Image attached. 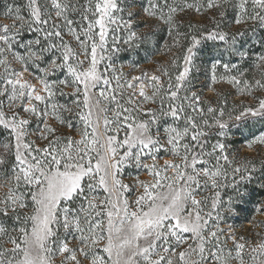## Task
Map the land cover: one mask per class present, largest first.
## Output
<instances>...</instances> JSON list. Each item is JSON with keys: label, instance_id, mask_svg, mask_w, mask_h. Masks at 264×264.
I'll list each match as a JSON object with an SVG mask.
<instances>
[{"label": "snow or ice", "instance_id": "6c2138e0", "mask_svg": "<svg viewBox=\"0 0 264 264\" xmlns=\"http://www.w3.org/2000/svg\"><path fill=\"white\" fill-rule=\"evenodd\" d=\"M134 6L0 0L12 21L0 24V264H264V233L250 242L223 227L253 191L264 197V161L229 159L225 111L204 109L192 75L211 42L229 58L211 63L213 83L264 91V51L252 60L245 39L264 31V0H148L145 13L175 32L167 48L180 47L183 63L173 55L175 74L128 81L113 59L117 33L127 30L129 47L151 39L132 30L135 12L123 18ZM191 10L206 23L182 32L177 17ZM255 43L264 49V38ZM249 114L264 119V98L235 120ZM127 168L150 177L136 180L134 201ZM255 211L264 216V198Z\"/></svg>", "mask_w": 264, "mask_h": 264}, {"label": "rangeland", "instance_id": "374dc122", "mask_svg": "<svg viewBox=\"0 0 264 264\" xmlns=\"http://www.w3.org/2000/svg\"><path fill=\"white\" fill-rule=\"evenodd\" d=\"M122 3H133L135 6L130 9H125L123 12V18L125 20L128 19V12L133 11L136 13L135 19L133 21V29L137 32L140 36H149L151 33L155 32L159 27L156 26V23L148 20L147 16L145 14L144 8L147 7V3L143 0H122ZM121 13H117V16H120ZM183 17H186L187 19H191L196 24H203L206 23V21L203 19V17L200 16H190V15H183ZM178 18V17H177ZM205 21V22H204ZM11 24L12 21L10 19H5L3 16L0 17V24ZM143 23V25H141ZM158 25V24H157ZM157 28V29H156ZM127 30L124 28H121L120 32L117 33V36L119 37L117 46L120 47L122 52L125 51V49L128 51L131 49L128 44L124 43V39L127 38ZM108 47H112V34L109 33L108 36ZM134 51L135 49L138 50L139 47H137L134 44L133 47ZM167 43L163 44V46L160 48L159 54L153 55L151 52H149V55L145 63L137 65H132L131 62H126L125 57H123V54L119 55L120 52L113 54V59L115 61V67L118 72H123L125 77L128 81H131L132 77L134 76H140L142 73H147L148 75L156 74L159 75L158 69L165 68L168 62L170 61L171 57L175 54L172 52H166ZM164 55V56H163ZM147 57V56H146ZM252 60H255V56L252 58ZM107 61H105L106 63ZM207 63H203L199 59H197V63L199 64L200 69L203 73L200 77V81L196 82V90L197 94L200 95L202 101H207L206 105L207 107L209 105L213 106L214 103L212 100L216 101L220 98L225 99V95L227 93H230V97L226 99L231 100V106L235 105L238 110L243 111L245 108L248 107H258L259 99L264 98V91L259 89H253L251 93L245 92V91H238L236 87H234L231 84H228L226 82H219V83H213L211 79V63L213 61H206ZM124 63H128L124 65ZM247 67V75L246 78L252 82H254L255 79L259 78V75L253 65V63L249 62ZM101 70H103V65H101ZM222 68V72H223ZM212 89H215L213 91ZM66 92L70 93L71 89H65ZM227 97V96H226ZM61 103H64L65 100L61 99ZM150 107L156 108V105H149ZM245 117H252L250 114ZM254 118V117H252ZM65 132L67 133V129H65ZM264 133V131L262 132ZM262 133H260L258 136H260ZM256 136V137H258ZM255 137V138H256ZM254 138V139H255ZM251 139L249 142H251ZM249 142L242 141L241 143L237 144V148L230 150L228 148V155L229 159L235 161L236 165L242 164L246 161H252L257 158H264V145L260 144H253L251 148L248 147ZM162 163V161H161ZM223 163V161H222ZM121 178L123 179V182L126 184H129L133 187V191L127 193V197L130 201H134L135 196L138 194L135 190L136 186V180H144L148 181L150 180V177L145 175L143 172L137 174V171L135 168H127L122 173ZM6 192V189H0V196H3ZM254 194V191L252 192ZM205 195H210V193H205ZM264 197H259V201ZM255 204H248V208H244V205H240V211L236 213L235 215H230L228 218L227 224L223 225L225 230L229 234H235L237 237L244 236L246 239H248L250 242H255L258 237L257 233H264V229H261L259 227H254V222H260L264 221V216L259 215L256 213ZM134 206V205H133ZM245 215V216H243ZM243 216V217H242ZM223 239V238H222ZM232 242L229 240L226 247L231 248ZM6 247H11V245H7ZM245 259L247 260L248 257L246 256ZM56 264H59V257H56Z\"/></svg>", "mask_w": 264, "mask_h": 264}, {"label": "trees", "instance_id": "16d2710c", "mask_svg": "<svg viewBox=\"0 0 264 264\" xmlns=\"http://www.w3.org/2000/svg\"><path fill=\"white\" fill-rule=\"evenodd\" d=\"M145 1V3H147L148 5V0H143ZM18 2L23 3L24 0H18ZM81 2L83 3L84 0H81ZM171 2V0H170ZM146 14V13H145ZM198 15L200 17H202L200 14L196 13L194 10L185 12V13H180L178 15V22L180 20L183 21L182 26H181V31H187L188 30V25L189 23L192 24H196L194 23L191 19H187L186 17H183V15ZM2 15H0L1 17ZM147 19L151 20L153 22L156 23V26L159 27L155 32L151 33V35H149L151 37V39L144 43L141 44L139 46V49L134 51L133 47L134 44L131 46L130 50H126L124 52L120 51L119 55L123 54V57H125L126 62H131L132 65L137 64H143L146 62L149 52H151L153 55L159 54L158 52L160 51V48L163 46V44L167 43V46L173 45L174 43V37H175V32H173L171 35L169 34V30H168V26L165 25L162 21H160L159 19L149 16L147 15ZM77 19H79V17H76ZM203 19L206 21V18L203 17ZM204 21V22H205ZM158 24V25H157ZM141 25H143V23H141ZM196 25H200V24H196ZM243 28L244 26H235L233 25V27L230 29V31H237V28ZM145 36V35H144ZM262 38H264V31H261L259 29H257L256 33H249L248 36L245 38L248 43L246 44V47L249 50L250 56L253 58L254 56L258 55L261 51H264V49H261V47L259 46L258 43H255L256 41L261 40ZM220 51L219 49H217L216 47L213 46V44L211 42H208L203 48L200 49L199 52V59L203 62V63H207L206 61H214L217 59H223L225 61H227L229 58L227 55H224L223 57H221L220 55ZM166 52L169 53L168 49H166ZM173 52L175 53L174 55H178L181 57V64L183 63L182 61V54H183V50L180 47H175L173 48ZM147 56V57H146ZM164 56V55H163ZM173 57H171L170 61L172 60ZM233 59H236L235 57H233ZM170 61L168 62V64L166 65L165 68H168V70L170 72H173V74H175V69L171 66ZM128 63H124V65H126ZM202 69V68H200ZM220 72H222V67L219 69ZM193 81L194 84H196V82L200 81V77L201 75H203L202 71L200 70L198 73L193 70ZM173 79H174V75H173ZM227 96V97H226ZM230 97V93H227V95H225V99H218L216 101L212 100L214 105L212 107H215L217 109H224L225 111V115H224V120H226L229 124V135L226 138L227 144H228V148L230 150L236 149L237 148V144L241 143L242 141L245 142H249L251 139H254L256 136H258L260 133H262L264 131V119L260 118V117H242L241 120L236 121L235 120V116L239 115L240 110L237 109V107H235V105H233V107L231 106V100L230 99H226ZM203 104L202 106L204 107V109H207V105L206 102L207 101H202ZM156 108H159V103L156 104ZM229 113H231L232 115V119H229ZM163 122V121H162ZM168 122L171 123V119H168ZM217 139H221L218 136H213L211 138V143H215V141ZM4 140V135L2 130H0V141ZM264 161V158H259L257 156L256 159L252 160V162H254L257 167L260 166L261 162ZM233 163L235 164L236 162L233 161ZM259 197H261V195L259 194L258 190L254 191V194H251L250 199L248 200V203H246V205H244V208H248V204H255L258 203ZM245 216V215H243ZM242 216V217H243Z\"/></svg>", "mask_w": 264, "mask_h": 264}]
</instances>
